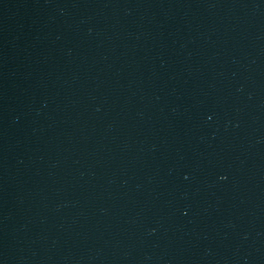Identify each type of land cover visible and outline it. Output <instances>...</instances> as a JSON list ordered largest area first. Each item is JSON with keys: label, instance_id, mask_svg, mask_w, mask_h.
I'll return each instance as SVG.
<instances>
[{"label": "water", "instance_id": "1", "mask_svg": "<svg viewBox=\"0 0 264 264\" xmlns=\"http://www.w3.org/2000/svg\"><path fill=\"white\" fill-rule=\"evenodd\" d=\"M0 126L169 264H264V0H0Z\"/></svg>", "mask_w": 264, "mask_h": 264}]
</instances>
